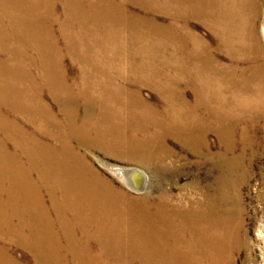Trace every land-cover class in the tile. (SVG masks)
<instances>
[{
    "label": "bare ground",
    "instance_id": "obj_1",
    "mask_svg": "<svg viewBox=\"0 0 264 264\" xmlns=\"http://www.w3.org/2000/svg\"><path fill=\"white\" fill-rule=\"evenodd\" d=\"M122 1L0 0V264H233L245 245V170L224 162L238 123L227 114L264 110V14L259 39L254 0ZM190 20L213 31L234 66L214 61ZM66 55L80 67L75 78L65 74ZM145 86L167 109L140 95ZM208 130H223L224 154L204 152ZM167 137L222 171L212 192L198 183L182 199L162 187L133 198L87 157L169 170ZM97 162L144 189L141 171Z\"/></svg>",
    "mask_w": 264,
    "mask_h": 264
},
{
    "label": "rangeland",
    "instance_id": "obj_2",
    "mask_svg": "<svg viewBox=\"0 0 264 264\" xmlns=\"http://www.w3.org/2000/svg\"><path fill=\"white\" fill-rule=\"evenodd\" d=\"M118 1L121 2V0ZM254 1L257 4L255 34L259 39H262L260 31L264 14L263 1ZM126 8L129 11L141 13L131 5H127ZM55 10L56 17L61 19L64 15L62 6L59 2H57ZM155 18L158 22L166 21V18L162 15H155ZM189 26L192 32L196 33L203 40L208 41L210 51L213 53L215 59L214 61L219 64V66H234L233 61L228 55L217 46L219 44L218 39L211 29L196 20H190ZM261 46L264 50L263 43H261ZM168 56L169 50L166 49L164 58L166 59ZM157 59L163 60V57L159 56ZM139 60L140 58L137 57V61ZM63 61L65 64L66 76L69 79L75 78L80 71L79 65L72 62L67 55ZM157 67L161 70L160 64H157ZM124 68L126 67L124 66ZM139 92L147 102L157 106V110L161 111L167 109V106H164L163 101L159 99L155 94L156 92L154 93L151 88L147 86L141 87ZM185 96L186 100L189 102L194 100L189 90L185 91ZM45 100L52 106L51 108L54 107L53 102L48 96ZM216 103L219 105V96L216 97ZM230 108L231 107L226 108L225 111ZM234 110L236 111L238 109ZM251 110H249L251 112L250 116H253L255 113L257 115L254 116H259L256 120L257 123L249 120V113H236L232 109L230 114H227L238 121L237 125H234L233 129H231L232 134L230 138H227L232 143L231 149L233 152L224 154V145L227 141L223 140V130H221L219 135L214 131L208 130L205 136L207 148L204 152L206 154H217L218 152L224 154L227 156L226 159H224L225 163L233 162L234 165L236 164V171L239 173L242 172L240 170H245V179L239 184V193L241 196V207L243 209L241 214V234L246 239L244 240L245 245L242 244L241 248L233 251V264H263L264 257V110ZM199 114L204 118L208 116L202 108L199 110ZM165 122L169 125L174 124V121L168 118L165 119ZM227 122L229 123V120H227ZM229 126L230 125H225L223 128L227 129ZM165 142L167 144V149H171L175 154V156L168 161L169 170L160 168L155 169V167L148 170L142 165L128 160H120L112 156L103 155L98 151H92V154L89 153L87 157L93 163L94 168L100 172L105 179L133 198H139L149 193L155 196L157 190L162 187L174 199H182V197L185 198L187 195L191 194L190 191L193 184L198 183L200 186L205 187L206 192H212L214 180L218 173L220 174L222 171L217 172L213 163L207 161L205 157L202 159L190 151L184 150L180 143L173 138L167 137L165 138ZM97 159H100L111 167L123 169L133 168L141 171L143 175L145 174L144 181H146L144 183L146 184L144 189L141 192H134L129 189L119 178L102 168L97 162ZM156 176H159V178ZM12 252L13 256L19 261H24L28 257V253L20 247H15Z\"/></svg>",
    "mask_w": 264,
    "mask_h": 264
},
{
    "label": "water",
    "instance_id": "obj_3",
    "mask_svg": "<svg viewBox=\"0 0 264 264\" xmlns=\"http://www.w3.org/2000/svg\"><path fill=\"white\" fill-rule=\"evenodd\" d=\"M143 177H144V176L141 175V174H140L139 177H138L141 183H142V180H143V182H144V178H143Z\"/></svg>",
    "mask_w": 264,
    "mask_h": 264
}]
</instances>
